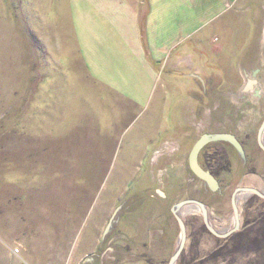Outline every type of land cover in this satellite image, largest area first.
I'll use <instances>...</instances> for the list:
<instances>
[{"label": "rangeland", "instance_id": "374dc122", "mask_svg": "<svg viewBox=\"0 0 264 264\" xmlns=\"http://www.w3.org/2000/svg\"><path fill=\"white\" fill-rule=\"evenodd\" d=\"M191 2L150 93L130 104L92 91L77 52L66 76L38 49L75 41L61 0H0V264H168L173 205L202 202L224 232L237 187L264 194V0ZM206 134L240 146L201 148L215 191L189 166ZM238 210L222 238L182 209L176 264H264V198L244 193Z\"/></svg>", "mask_w": 264, "mask_h": 264}, {"label": "crops", "instance_id": "0c3cea01", "mask_svg": "<svg viewBox=\"0 0 264 264\" xmlns=\"http://www.w3.org/2000/svg\"><path fill=\"white\" fill-rule=\"evenodd\" d=\"M187 1L192 4L191 0H61L58 11L64 8L61 12L75 41L69 45L57 40L38 49L50 63L61 65L66 76L68 57L77 52L92 91L135 104L150 93L170 49L166 43L172 20L176 33ZM184 62L185 57L177 56L171 67Z\"/></svg>", "mask_w": 264, "mask_h": 264}, {"label": "water", "instance_id": "95a60500", "mask_svg": "<svg viewBox=\"0 0 264 264\" xmlns=\"http://www.w3.org/2000/svg\"><path fill=\"white\" fill-rule=\"evenodd\" d=\"M263 134H264V120H263V122L259 128V131H258V142L264 151V144L262 142ZM219 140L230 142L235 147L240 149L239 144L237 143V141L235 140V138L233 136L224 135V134H206V135H203L196 142V144L194 145V147H193V149L189 155V166H190V169L192 170V172L199 179L203 180L214 191L218 189V182L214 178L213 175H211L208 171H205L204 169H202V167L199 165L198 154L204 145H206L209 142L219 141ZM244 193H252V194H256L257 196H259L261 198H264V194L261 193L256 188L237 187L233 191L232 196H231V205H232V209H233L234 224L230 229H228L224 232H219L210 225L209 220H208L209 217L207 214L206 206L202 202H199V201L193 200V199H187V200L180 201L177 204L173 205L172 212L176 216V219L178 221L180 231H181V235H180V239H179L177 248H176L175 252L173 253V255L171 256L168 264H176L178 258L180 257V255H181V253L185 247L186 238H187L186 229H185V224L182 220V217H180V215H179L180 211L182 209L192 208V207H194L195 209L198 208L199 212L202 213L203 221H204L206 227L208 228V230L215 236L225 238V237L229 236L230 234L234 233L235 231H237L238 229H240L241 222H240V214H239V210H238V202L240 200L241 195Z\"/></svg>", "mask_w": 264, "mask_h": 264}, {"label": "flooded vegetation", "instance_id": "af4514ba", "mask_svg": "<svg viewBox=\"0 0 264 264\" xmlns=\"http://www.w3.org/2000/svg\"><path fill=\"white\" fill-rule=\"evenodd\" d=\"M201 152V151H200ZM200 154V153H199ZM199 158V157H198ZM200 166L202 167V169H204L205 171H210L211 169H210V167L209 166H207V162H205V161H201L200 162ZM214 174V173H213ZM215 175V174H214ZM215 177H216V175H215Z\"/></svg>", "mask_w": 264, "mask_h": 264}, {"label": "bare ground", "instance_id": "6f19581e", "mask_svg": "<svg viewBox=\"0 0 264 264\" xmlns=\"http://www.w3.org/2000/svg\"><path fill=\"white\" fill-rule=\"evenodd\" d=\"M250 188V187H249ZM230 225H232V224H230Z\"/></svg>", "mask_w": 264, "mask_h": 264}]
</instances>
